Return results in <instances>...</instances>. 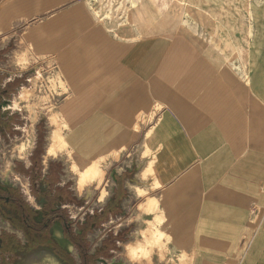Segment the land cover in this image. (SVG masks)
Instances as JSON below:
<instances>
[{
    "label": "crops",
    "instance_id": "0c3cea01",
    "mask_svg": "<svg viewBox=\"0 0 264 264\" xmlns=\"http://www.w3.org/2000/svg\"><path fill=\"white\" fill-rule=\"evenodd\" d=\"M138 3L128 16L141 14ZM131 35L106 27L88 0H0V147L12 132L19 148L0 178L21 187L40 220L44 204L30 201L29 180L16 169L31 166L42 134V179L60 165L55 188L74 199L56 209L76 210L80 225L91 219L92 230L105 232L90 256L107 242L104 264H119L117 246L152 228L173 264H264V59L246 60L238 37ZM44 68L55 83L50 95L44 86L52 110L32 125L24 160L27 116L36 113L26 107L36 98L24 99ZM52 132L67 145L44 164ZM70 155L79 170L73 183ZM97 159L104 178L79 192L82 164ZM48 252L47 264H64ZM161 257L153 253L151 263L171 264Z\"/></svg>",
    "mask_w": 264,
    "mask_h": 264
},
{
    "label": "rangeland",
    "instance_id": "374dc122",
    "mask_svg": "<svg viewBox=\"0 0 264 264\" xmlns=\"http://www.w3.org/2000/svg\"><path fill=\"white\" fill-rule=\"evenodd\" d=\"M88 1L90 2L92 8L97 12L98 16L101 18V22L106 27L116 29L127 28L132 33V38L130 39L132 41L156 35L173 36L182 32H197V37L203 41L221 40L222 42L236 43L238 37V42L245 44L246 60L247 57L252 59L255 55H260L259 57L264 59V0H143L144 6L141 7V14L139 16H137V14L128 16L129 10H131V8H135L136 5L138 6L139 0ZM240 39H242V41ZM247 48H249V52ZM38 73V79L34 81L33 88L28 94H26V99H24L29 100V98H36L35 101L33 100V104H31L30 106L29 104H27L28 107H26V110L28 111H36V113L28 114V116L26 115L30 120V126L25 128L26 138L21 146L22 148L24 147V149H26L27 151L30 149L32 144V125L37 121V119L44 118V115L41 114V112L43 113L52 110L50 99L45 98V82L47 81L49 87V95L53 91H55V83L53 81L54 79L51 68H49L48 70L45 68L44 70H38ZM9 134L11 138H6V140H4L6 142L5 148L0 147V174L2 173L4 164L6 162H10L11 157H14L19 150V148L17 147L16 149L14 148V142H18V140L12 138V132H10ZM1 142L3 141L0 139V143ZM61 151H64V148ZM69 158L67 159L68 166L69 164H76V160L73 158V156L70 155ZM84 168H86V170ZM80 169L82 175H80L81 180L79 179L80 182L78 183L82 188L84 185H91L92 183H94L93 181L97 180L94 179L92 181H89L86 180L88 178L87 176H83V174L87 172V165L86 167L81 166ZM69 176L72 180L71 183L75 182V178H77L76 172H74L73 174L69 172ZM11 180L12 179L5 180L0 178V189L3 188L17 191L18 194L22 196L29 208H31L33 211L37 210L36 212H40L37 208H34L29 203L28 196L25 195L21 187ZM28 188L30 194V182ZM40 203L41 202H37L38 206L41 207ZM0 210H2L3 212L11 213L10 209L8 207H5L4 205L0 206ZM64 210H66L69 219L74 224V232L78 234L75 231V229H78V225H80L79 220L76 219L77 211L73 209H71L70 211L67 209ZM2 219L3 218L0 216V234L2 232H7L3 231V228L8 231L14 230V232H17L13 227L10 229L6 224L7 222ZM2 221H4L5 224L2 223ZM144 231L146 233L148 232L146 230ZM144 231H142L141 233H143ZM149 232L148 235L144 236V238L143 235L146 233L141 234L142 240L137 241V243L135 242L136 244L126 243L130 244V247L132 246L131 249L135 247L138 248L137 245L144 239L143 242L145 243H141V246L145 244V247H142L143 252L136 248V250H133L135 251V253L137 252V259L135 258L136 261L133 260L134 262H132L129 257L126 258V256L124 255L126 248V246H124L126 245L125 243H120V245H118L119 247L117 246L115 253L111 256L116 257L117 263L119 264H124L125 261L137 264H151L153 253L158 251V254L161 256L163 254V251H166V247L165 244H162V242L157 245L154 239H152L153 237L151 236V234H149ZM104 234L105 232H102V230H97L96 228L95 231L91 228V230L87 233L86 240L89 243L91 251L93 250V248H95V246H99L102 243L100 240H102V235ZM14 235L22 242V244L26 243L24 235H21L20 232H17ZM146 236H151L152 238ZM147 238H151L150 240H153L152 242L156 244L152 243L151 245L150 240V244H148ZM146 239L147 241H145ZM141 246L139 248H141ZM48 250L49 249L43 248L25 254L16 262V264H47L48 261H46V258L50 254ZM63 250L66 251L65 249ZM109 250L110 248H108L100 256L105 260H97L96 262L93 260L90 264H104L105 262L103 261L108 260L106 255ZM139 251L142 252L140 254V257ZM70 255L77 260L80 259L75 248L74 251L70 253ZM160 259L162 260V262H168L171 264L174 263L171 259L167 260L162 257ZM237 261L238 260H233L229 264H237Z\"/></svg>",
    "mask_w": 264,
    "mask_h": 264
},
{
    "label": "trees",
    "instance_id": "16d2710c",
    "mask_svg": "<svg viewBox=\"0 0 264 264\" xmlns=\"http://www.w3.org/2000/svg\"><path fill=\"white\" fill-rule=\"evenodd\" d=\"M1 95L2 91H0ZM42 144V134H38L36 149L30 158L31 166L27 170L16 169V173L28 178L31 195L37 201L43 200L45 202L43 220L41 222L34 220L37 213L29 208L17 191L11 189L7 191L0 190V197H3V200H5L4 198H9V204L0 202V206L9 207L16 213V217L8 215L2 210H0V216L17 231L22 232L26 240V243L22 244L14 234L2 232L0 235V264H16L25 254L43 248L51 250L64 264H76L72 256L58 247L51 239L49 229L54 222L61 224L63 236L77 250L81 260L80 264H90L93 260L99 258L110 247V244L106 242L103 250L96 252L94 256H90V247L86 240V235L93 227L92 220L88 219L85 224L78 225L79 234H76L66 210H56V205L70 204L74 202V199L66 187L63 189L55 188L61 172L60 165L50 164L49 175L42 179V167L40 164ZM53 191L54 194L52 195Z\"/></svg>",
    "mask_w": 264,
    "mask_h": 264
},
{
    "label": "bare ground",
    "instance_id": "6f19581e",
    "mask_svg": "<svg viewBox=\"0 0 264 264\" xmlns=\"http://www.w3.org/2000/svg\"><path fill=\"white\" fill-rule=\"evenodd\" d=\"M24 94H25V90L23 91V93L20 95V98L22 99L23 98V96H24ZM24 99V98H23ZM15 105V104H14ZM16 108V107H15ZM53 116H55V115H53ZM53 116H52V118H53ZM57 116V115H56ZM51 117V116H50ZM50 119V124H52V125H56V121L54 120V119ZM57 118V117H56ZM58 124V123H57ZM61 126V125H60ZM60 130V129H59ZM52 131V130H51ZM67 145V143L65 142H63V140H62V138H61V136L59 135V134H56V133H54V132H52L50 135H49V139H48V144H47V146H46V150H45V155H44V158H43V160H44V164H46L47 163V161L49 160V159H52V158H55V157H57L59 154H60V152H61V150L63 149V148H65V146ZM145 147V146H144ZM62 148V149H61ZM21 153L23 154V156H21V158L22 159H24V160H26V154H24L25 152H24V148H21ZM73 153V152H72ZM74 156V155H73ZM71 159H72V157H71ZM100 160H102V159H99V160H96V161H90V162H84V164H82V166H84V167H86V165H87V172L85 173V174H83V176H87L88 178L86 179V180H89V181H92V180H94V179H97L96 181L98 182V184L102 181V179L104 178V174H105V172H104V170L102 169V167H101V161ZM150 164V163H149ZM147 166H149V165H147ZM9 168H10V163H7L6 164V170H8L9 171ZM68 168H69V172L71 173V174H73L74 172H76V175L78 174V171L79 170H77V164H75V163H73V164H69V166H68ZM85 170H86V168H84ZM147 169H151V168H147ZM84 170V171H85ZM146 170V169H145ZM150 171V170H149ZM83 172V171H82ZM142 174V173H141ZM81 175H82V173H81ZM149 175V174H148ZM152 175V174H151ZM150 175V176H151ZM18 178V177H17ZM19 179V178H18ZM144 179V178H143ZM147 179V178H146ZM81 180V179H80ZM83 180H84V178H83ZM85 180V181H86ZM80 182V181H79ZM94 182V181H93ZM24 184V183H23ZM83 184V183H82ZM93 184V183H92ZM96 186V185H95ZM98 187V186H97ZM77 188H78V190H79V192H81L82 191V187H81V185L78 183V186H77ZM139 189V188H138ZM26 190H27V187H26ZM142 190V189H141ZM78 192V191H77ZM137 193V192H136ZM102 198V197H101ZM30 201L32 202V203H34L33 201V198L32 197H30ZM143 212V211H142ZM148 215V214H147ZM157 220V219H156ZM131 223V222H130ZM162 224V223H161ZM150 228H148V229H146V231H151V232H149V234H151V236L153 237H151V236H146V237H151L152 239H154V241L157 243V245H159V243L161 242V239H160V236L158 235V236H156L155 234H154V232H152V229H150ZM142 232V231H141ZM148 232L146 233L145 231L143 232V233H146V234H144L143 235V238H144V236L145 235H148ZM55 233H56V235H58L59 234V232L56 230L55 231ZM143 233H141V234H143ZM151 238H147L148 239V244H150V242H151V245H152V243H154V242H152L150 239ZM147 239L145 240V241H147ZM164 239V238H163ZM142 240V239H141ZM149 240H150V242H149ZM140 241V240H139ZM143 241H144V239H143ZM143 241H141V243L143 242ZM136 243H137V241H136ZM135 243V244H136ZM139 243V242H138ZM141 243H139L138 245H137V247L138 248H136L135 246V248L136 249H138V250H140V251H142L143 250V246L145 245H143V246H141L142 244ZM143 243H145V242H143ZM147 243V242H146ZM156 243H154V244H156ZM133 245V244H132ZM124 246H126V248H125V253H124V255L126 256V258L127 257H129V259H131L132 260V262H134L133 260H135V258H136V255H137V252L135 253V251H133V250H136L135 248H132L131 249V247H130V244H126V245H124ZM141 246V248H139ZM145 247V246H144ZM156 247V246H155ZM139 251V252H140ZM143 252V251H142ZM142 252H140L139 253V257H140V254L142 253ZM138 257V256H137ZM161 257V256H160ZM137 259V258H136ZM136 261V260H135ZM150 263V262H149ZM152 264V263H151Z\"/></svg>",
    "mask_w": 264,
    "mask_h": 264
},
{
    "label": "flooded vegetation",
    "instance_id": "af4514ba",
    "mask_svg": "<svg viewBox=\"0 0 264 264\" xmlns=\"http://www.w3.org/2000/svg\"><path fill=\"white\" fill-rule=\"evenodd\" d=\"M1 191H7L8 189H3V188H1L0 189ZM28 194H29V189H28ZM31 194V193H30ZM29 194V195H30ZM31 196V195H30ZM32 197V196H31ZM33 198V197H32ZM5 200H3V197H0V202H4L5 204H9V198H4ZM33 199H35V198H33ZM36 200V199H35ZM35 202V201H34ZM36 202H42L43 204H45V202L43 201V200H40V201H37L36 200ZM36 204V203H35ZM5 206V205H4ZM5 207H7V206H5ZM36 207H37V205H36ZM9 208V207H8ZM43 208H44V206H43ZM43 208H42V210H41V213H42V217H41V219L39 220V215H38V212H36L37 214H36V216H35V218H34V220L36 221V222H41L42 220H43V217H44V213H43ZM56 210H58V209H56ZM60 210H64V209H60ZM10 211H11V213H7L8 215H12V216H15L16 217V213L14 212V211H12L11 209H10ZM3 220V219H2ZM5 222H7V221H5ZM8 224H10L9 222H7ZM54 223H58V222H54ZM53 223V224H54ZM71 223V222H70ZM53 224H52V226H53ZM60 224V223H59ZM61 225V224H60ZM10 226L11 227H13L11 224H10ZM51 226V227H52ZM72 226V225H71ZM51 227H50V229H51ZM62 227V226H61ZM61 227H59V226H54L52 229H51V235L53 236V238L62 246V248H64L66 251L65 252H67L68 254H70L69 252H73L74 251V247L72 246V244L70 243V242H68L65 238H64V236H62V231H63V228H62V230H61ZM14 228V227H13ZM73 228V227H72ZM15 229V228H14ZM50 229H49V235H50ZM16 230V229H15ZM58 231L59 232V234L58 235H56V233H55V231ZM17 231V230H16ZM18 232H20V231H18ZM22 233V232H21ZM11 234V233H10ZM23 234V233H22ZM79 234V233H78ZM1 235V234H0ZM50 235V237H51V239L53 240V238H52V236ZM54 241V240H53ZM0 243H1V240H0ZM54 243L58 246V247H60L55 241H54ZM121 247H122V245H121ZM61 248V247H60ZM61 248V249H62ZM70 249V250H69ZM63 250V249H62ZM64 251V250H63ZM56 256V255H55ZM73 258V257H72ZM80 258V257H79ZM74 259V258H73ZM98 259V258H97ZM95 261V260H94ZM80 263H81V260H80Z\"/></svg>",
    "mask_w": 264,
    "mask_h": 264
}]
</instances>
